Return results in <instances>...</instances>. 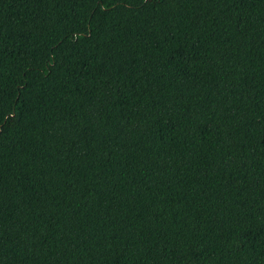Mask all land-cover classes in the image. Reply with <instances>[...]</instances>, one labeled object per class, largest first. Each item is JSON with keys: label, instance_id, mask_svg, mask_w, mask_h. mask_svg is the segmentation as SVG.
<instances>
[{"label": "trees", "instance_id": "1", "mask_svg": "<svg viewBox=\"0 0 264 264\" xmlns=\"http://www.w3.org/2000/svg\"><path fill=\"white\" fill-rule=\"evenodd\" d=\"M0 264H264V0H0Z\"/></svg>", "mask_w": 264, "mask_h": 264}]
</instances>
